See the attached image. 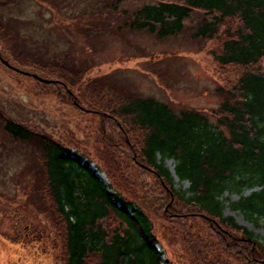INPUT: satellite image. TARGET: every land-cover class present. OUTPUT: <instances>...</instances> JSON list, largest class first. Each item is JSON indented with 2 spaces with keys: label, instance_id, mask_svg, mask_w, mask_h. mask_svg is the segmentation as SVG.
<instances>
[{
  "label": "trees",
  "instance_id": "16d2710c",
  "mask_svg": "<svg viewBox=\"0 0 264 264\" xmlns=\"http://www.w3.org/2000/svg\"><path fill=\"white\" fill-rule=\"evenodd\" d=\"M114 2L120 0L106 1L103 10L122 20L108 23V31L146 29L158 38L179 34L197 12L194 37H220L212 58L222 100L215 109L176 112L166 102L104 85L102 76L85 77L89 68L83 72L49 61L38 65L30 57L28 65L54 80L44 84L60 101L99 116L92 141L102 162L98 168L109 182L89 168L87 151L76 152L81 149L76 139L63 142L0 108V132L33 154L28 163L34 169L8 177L14 199H26L17 205L35 217L46 208L65 264H179L171 255L161 258L165 248L177 244L194 264H264V243L223 214L221 197L226 191H248L231 204L264 224V0H159L122 9ZM95 18L88 14L86 35L106 25L102 12ZM23 42L0 20L1 56L3 50L26 54ZM95 52L94 44L86 46V55ZM167 158L175 160V174L189 181L182 194L173 186Z\"/></svg>",
  "mask_w": 264,
  "mask_h": 264
},
{
  "label": "rangeland",
  "instance_id": "374dc122",
  "mask_svg": "<svg viewBox=\"0 0 264 264\" xmlns=\"http://www.w3.org/2000/svg\"><path fill=\"white\" fill-rule=\"evenodd\" d=\"M106 1L108 0H0L2 25L20 40L23 38V45L27 50L24 55L3 50V55L0 56L16 68L38 75H44L45 70L28 65L26 62L31 58L38 65L49 61L67 63V66L83 69V72L89 68L85 77L102 76L104 85L114 84L136 96L166 102L176 112L186 108L199 111L218 108L222 96L216 92V88L222 81L217 80L218 66L212 53L220 45V37L212 40L194 37L193 33L199 22L197 12H193L185 20V27L179 34L158 38L146 29L108 31L107 24L118 19L120 23L122 16L103 10ZM157 1L159 0H120L113 5L122 9L124 6L137 7ZM98 11L105 14L106 25L100 24L92 35H86L89 29V24L86 23L88 14L96 19L95 13ZM91 43L98 48V52L86 55V46ZM45 66L52 69V65ZM80 84L81 81L74 87L75 91ZM84 84L83 88H86ZM104 85L100 88L104 89ZM53 90L52 86L36 81L33 76L10 69L0 59V108L5 114L16 121L38 126L63 142L76 139L82 149L76 152L79 154L87 151L91 160L89 168L108 184L106 172L98 168L97 163L102 166V162L96 156L98 149L92 141L100 121L99 116L60 101ZM159 157L158 155V159ZM31 158V148L11 143L7 135L0 132V264H65L55 226L46 208L42 206L35 217L34 213L32 216L29 210L17 205L26 203L24 197L14 199L15 189L11 188L8 177L13 173H23L26 168L34 169L28 163ZM86 159L83 157L82 162ZM35 162L39 168V160ZM164 164L173 175L174 188L182 194L188 189L189 181L182 180L175 174L174 159H164ZM150 169L153 170L151 167ZM24 180L30 182L29 178ZM26 181L25 186L28 183ZM247 192H224L221 196L223 214L232 216L264 243L263 220L255 223L231 204ZM27 203H31V199ZM157 212L159 213V209ZM162 225L165 227V224ZM161 246L156 244L159 250H162ZM178 246L177 244L169 250L165 248L161 258L171 255L179 264H194L185 257L183 246Z\"/></svg>",
  "mask_w": 264,
  "mask_h": 264
},
{
  "label": "water",
  "instance_id": "95a60500",
  "mask_svg": "<svg viewBox=\"0 0 264 264\" xmlns=\"http://www.w3.org/2000/svg\"><path fill=\"white\" fill-rule=\"evenodd\" d=\"M0 59H1V61L3 62V64L6 65L7 67H9L10 69H13V70H15V71L21 72V73L26 74V75H31V76H33L34 78H36L37 80H39V81H41V82H43V83L54 82V80H50V79L43 78V77L39 76V75L36 74V73H31V72H25V71H22V70H20V69H18V68H16V67H14L13 65H11V64L9 63V61L3 59L1 56H0ZM55 81H56V80H55ZM141 166L144 167V168H146V169H148V170H151L150 167H148V166H146V165H142V164H141Z\"/></svg>",
  "mask_w": 264,
  "mask_h": 264
}]
</instances>
